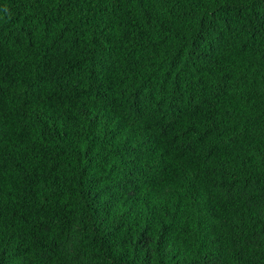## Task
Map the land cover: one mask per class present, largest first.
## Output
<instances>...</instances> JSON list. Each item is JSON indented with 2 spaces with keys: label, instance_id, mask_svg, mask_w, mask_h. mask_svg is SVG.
I'll return each mask as SVG.
<instances>
[{
  "label": "trees",
  "instance_id": "16d2710c",
  "mask_svg": "<svg viewBox=\"0 0 264 264\" xmlns=\"http://www.w3.org/2000/svg\"><path fill=\"white\" fill-rule=\"evenodd\" d=\"M0 264H264V0H0Z\"/></svg>",
  "mask_w": 264,
  "mask_h": 264
}]
</instances>
